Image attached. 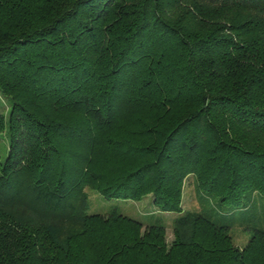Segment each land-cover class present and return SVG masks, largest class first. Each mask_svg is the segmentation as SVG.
I'll use <instances>...</instances> for the list:
<instances>
[{
    "label": "trees",
    "instance_id": "16d2710c",
    "mask_svg": "<svg viewBox=\"0 0 264 264\" xmlns=\"http://www.w3.org/2000/svg\"><path fill=\"white\" fill-rule=\"evenodd\" d=\"M0 97V264H264V0H0Z\"/></svg>",
    "mask_w": 264,
    "mask_h": 264
},
{
    "label": "rangeland",
    "instance_id": "374dc122",
    "mask_svg": "<svg viewBox=\"0 0 264 264\" xmlns=\"http://www.w3.org/2000/svg\"><path fill=\"white\" fill-rule=\"evenodd\" d=\"M9 102L0 97V112L4 113L6 108L8 107ZM87 197L89 199V213H102L107 211L110 207L116 209V211L122 215H125L129 218L145 221L146 218L151 216V212L154 211L149 204L148 198H143L139 202H130V201H116V202H105L100 200L95 194L92 192L86 191ZM200 208V204L198 198L196 196V192L193 188L192 178L187 177L182 186L181 191V210L182 211H197ZM175 214H164L161 215L165 224V240L168 242L171 239V229H170V220L174 218ZM233 236V241L236 245V241L246 240V234L237 233L236 230L231 232ZM235 235H239L236 237V241L234 239Z\"/></svg>",
    "mask_w": 264,
    "mask_h": 264
}]
</instances>
